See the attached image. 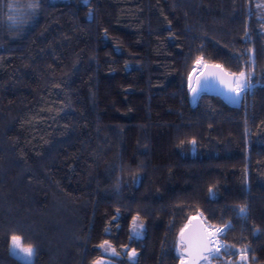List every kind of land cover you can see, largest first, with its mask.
Masks as SVG:
<instances>
[{"label": "trees", "instance_id": "1", "mask_svg": "<svg viewBox=\"0 0 264 264\" xmlns=\"http://www.w3.org/2000/svg\"><path fill=\"white\" fill-rule=\"evenodd\" d=\"M8 1L0 0V264H27L9 251L12 235L34 247L29 264H176L177 232L192 215L230 225L212 261L264 264L256 0H34L13 28ZM203 38L207 60L252 73L255 87L237 106L209 92L189 103L186 77L198 53L206 60ZM105 241L119 255L103 254Z\"/></svg>", "mask_w": 264, "mask_h": 264}, {"label": "snow or ice", "instance_id": "2", "mask_svg": "<svg viewBox=\"0 0 264 264\" xmlns=\"http://www.w3.org/2000/svg\"><path fill=\"white\" fill-rule=\"evenodd\" d=\"M84 2L87 4L88 0H84ZM8 7H12L11 4L8 5ZM30 7H38V4L30 5ZM8 20L12 21L13 24L18 22V18L16 16H8ZM22 22V21H19ZM199 62V61H198ZM212 67L220 69V72L225 76H230L231 79L227 82L228 90L235 94V97L238 99L243 93L246 91L252 90L255 85L252 83V73L251 72H245L241 70L239 73H225L223 68L220 65H213ZM189 88L195 95L197 92V88L192 87L191 85V77L189 78ZM198 84H200V81H197ZM202 86V85H201ZM193 145H195V141L191 142ZM211 191V190H210ZM247 212L246 207H240L239 213L245 214ZM139 217H133V224H132V233L133 235H139L140 229H143V223L138 222ZM212 226L209 225L208 228H205L199 233V235L195 238H192L191 236L186 237L185 232L187 226H185L184 229H181L180 231V249L179 251V258L181 260V264H201V261H204L205 264H211V260L214 258H218L222 245L219 244L218 236L220 233L224 231L223 228H216L215 231H209V228ZM230 227V225L226 226ZM108 242L105 241L103 244H101L100 248H105V245H107ZM216 245L213 247L212 245ZM110 247V245H109ZM11 250H19L21 253L25 255V257L31 261V258L35 254V249L33 246L29 245L27 247L24 246L23 240L21 237L17 235H13L11 237ZM245 253L247 252V249L244 250ZM112 252L114 255H119V253L115 252V249H112ZM127 256L129 260H132L135 262V258L137 256V253L135 249L130 250L127 253ZM242 260L247 261V256L243 255L241 257ZM94 264H104L102 260H97L94 262Z\"/></svg>", "mask_w": 264, "mask_h": 264}, {"label": "water", "instance_id": "3", "mask_svg": "<svg viewBox=\"0 0 264 264\" xmlns=\"http://www.w3.org/2000/svg\"><path fill=\"white\" fill-rule=\"evenodd\" d=\"M199 61V62H198ZM213 65H220L225 73L231 74L234 73L229 69L225 68L221 63L215 62L212 60L201 61L199 55L195 57L192 62L191 68L186 77V89L188 91L189 103L193 104L196 96L201 92H209L216 94L221 97L223 101L228 103L231 106H237L240 100V97L237 99L235 94L228 90L227 82L231 79L230 76H225L220 72V69L212 67ZM191 77V85L194 88H197V92L194 95L189 88ZM200 81V84L197 81ZM202 85V86H201ZM185 226L186 232L185 236L195 238L201 233V231L206 227L202 219L198 215H192L186 219L182 224L180 229L177 232V242L180 244V231L184 229ZM179 251L181 249L179 248ZM176 264H181L179 259Z\"/></svg>", "mask_w": 264, "mask_h": 264}, {"label": "rangeland", "instance_id": "4", "mask_svg": "<svg viewBox=\"0 0 264 264\" xmlns=\"http://www.w3.org/2000/svg\"><path fill=\"white\" fill-rule=\"evenodd\" d=\"M9 4L12 5L11 8L8 7ZM34 4H36V2L34 0H9L7 2V9H6V21H7L8 26L11 28L16 27V26H20L23 23V21L26 19V17L29 16V14H31L33 12V10L35 9L33 7H30V5H34ZM255 8H256V11H257L259 17L264 22V2L261 0H256L255 1ZM10 15L16 16L18 18V22L13 24L12 21L8 20V16H10ZM19 21H22V22H19ZM262 27H263L262 29H263V33H264V24ZM209 46H210V41L207 38L201 39L198 43V48L202 49L204 51V56H205L206 60H207V53L209 50ZM198 55H199V53H198ZM227 225H228V221L223 216H221L219 218L217 224L215 226L209 228V231H215L216 228L225 229ZM222 233H220V234H222ZM12 236L9 237V243H8L9 251L14 256H16L17 258L22 260L24 263L29 264L31 261H29L23 253H21L19 250H11V237ZM217 239L219 241V244L222 245V241L219 239V236ZM24 246L27 247L29 245L24 244ZM212 246L215 247L216 245L214 244ZM179 248H180V244L178 243L177 244L178 257H179ZM100 249L102 250L103 254H107V255L113 254L111 249L106 245H105V248H103V249L100 248ZM31 260H32V258H31ZM98 260H102L104 262V264H113L112 262L105 261L104 259H98ZM201 264H205V262L201 261ZM211 264H218V263L211 260Z\"/></svg>", "mask_w": 264, "mask_h": 264}, {"label": "bare ground", "instance_id": "5", "mask_svg": "<svg viewBox=\"0 0 264 264\" xmlns=\"http://www.w3.org/2000/svg\"><path fill=\"white\" fill-rule=\"evenodd\" d=\"M203 62V61H202Z\"/></svg>", "mask_w": 264, "mask_h": 264}]
</instances>
